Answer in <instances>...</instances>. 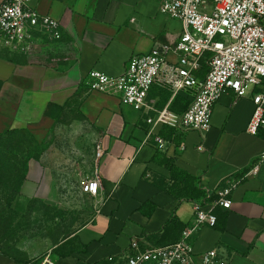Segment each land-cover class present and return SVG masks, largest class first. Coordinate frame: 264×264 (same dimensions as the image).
Wrapping results in <instances>:
<instances>
[{
	"label": "crops",
	"instance_id": "1",
	"mask_svg": "<svg viewBox=\"0 0 264 264\" xmlns=\"http://www.w3.org/2000/svg\"><path fill=\"white\" fill-rule=\"evenodd\" d=\"M165 1L171 0H32L41 15L61 23L62 39L41 41L33 62L0 61V121H38L41 126L57 121L49 114L52 108L76 105L77 121H88L98 131L94 177L102 189L91 196L96 215L54 251L25 258L0 251V264H42L46 257L55 264H126L121 256L132 241L162 247L153 238L163 235L173 217L191 225L198 206L219 216L224 229L204 226L194 235L197 255L217 250L227 264H264V133L247 132L254 112L251 95L238 99L232 92L224 94L215 105L211 131L203 135L177 127L190 104L184 94L176 98L154 87L149 109L138 112L119 97L91 92L87 85L92 71L121 76L133 57L179 39L184 25L161 12ZM161 112L166 113L153 126ZM156 136L168 143L166 151L158 148ZM157 155L197 178L217 200L196 204L162 189L159 184L170 187L173 181L171 172L155 162ZM31 175L35 190L26 195ZM231 183L237 186L229 196L231 208L225 209L217 201ZM22 196L50 206L58 201L51 172L39 160L28 163Z\"/></svg>",
	"mask_w": 264,
	"mask_h": 264
},
{
	"label": "built area",
	"instance_id": "2",
	"mask_svg": "<svg viewBox=\"0 0 264 264\" xmlns=\"http://www.w3.org/2000/svg\"><path fill=\"white\" fill-rule=\"evenodd\" d=\"M161 12L182 21L184 31L179 39L173 45L159 44L149 53L133 57L121 76L92 71L87 81L89 90L117 96L138 112L149 109L147 100L154 87L168 90L172 97L184 94L190 104L177 127L203 135L211 131L215 105L224 94L232 92L238 99L251 95L254 112L247 132L253 136L264 133V0H171L161 5ZM61 39V23L41 15L32 7V0H0L1 47L29 54L43 40ZM172 56L176 60H171ZM203 63L207 70L200 77ZM165 113H159L153 126ZM154 141L166 151L165 140L156 136ZM102 154L98 148L97 157ZM236 186L231 183L223 189L217 204L230 209L229 196ZM101 189V180L94 177L84 192L97 197ZM215 224V215L198 206L193 223L176 243L142 247L134 240L121 258L126 264H227L217 250L197 255L191 244V238L204 226ZM42 264L55 263L46 257Z\"/></svg>",
	"mask_w": 264,
	"mask_h": 264
},
{
	"label": "rangeland",
	"instance_id": "3",
	"mask_svg": "<svg viewBox=\"0 0 264 264\" xmlns=\"http://www.w3.org/2000/svg\"><path fill=\"white\" fill-rule=\"evenodd\" d=\"M33 55L0 46V61L33 62ZM49 114L57 121H43L41 126L38 121H0V138L11 131L25 135L20 142L0 140V251L17 258L54 251L98 210L95 199L84 192L94 178L97 129L88 121H77L80 115L73 104L52 108ZM30 157L51 172L58 196L55 205L23 198ZM33 179L35 175L25 183L26 195L34 194Z\"/></svg>",
	"mask_w": 264,
	"mask_h": 264
},
{
	"label": "trees",
	"instance_id": "4",
	"mask_svg": "<svg viewBox=\"0 0 264 264\" xmlns=\"http://www.w3.org/2000/svg\"><path fill=\"white\" fill-rule=\"evenodd\" d=\"M206 70L207 67L203 63V68L201 71L198 72V76L203 77L206 73ZM1 89H2V82L0 81V91ZM24 137L25 135L23 134V132H16V131H11L9 134H6L4 136L1 135V138L3 139L6 140L17 139L18 142H20V139L21 140L24 139ZM31 141L34 145H36V142L32 138ZM30 159H35V158L30 157ZM154 160L155 162H158L161 165L165 166L171 172L172 181H173L172 185L170 187H166L165 184H159V186L162 189H167V191L176 198L183 201L194 202L196 204H198L200 201L207 203L217 200L218 198L217 196H210L207 193V191L199 185L197 178L184 171L179 170L169 159H165L162 158L160 155H157L154 158ZM215 216H216V224L213 228L223 230L224 223L222 222V219L216 214ZM186 227L187 225H184L183 223L180 222L179 219L173 217L172 220L166 225L163 235H161L160 237L153 238V240H155L154 241L155 245L168 246L173 243H176L180 239L179 237Z\"/></svg>",
	"mask_w": 264,
	"mask_h": 264
}]
</instances>
